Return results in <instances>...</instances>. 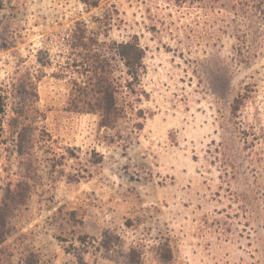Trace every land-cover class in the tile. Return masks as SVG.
Segmentation results:
<instances>
[{
    "label": "rangeland",
    "instance_id": "1",
    "mask_svg": "<svg viewBox=\"0 0 264 264\" xmlns=\"http://www.w3.org/2000/svg\"><path fill=\"white\" fill-rule=\"evenodd\" d=\"M0 1V86L31 78L44 116L31 196L6 244L12 264L26 256L32 264H123L131 249L138 264H263L264 211L235 200L237 187L253 181L250 170L240 167L231 179L221 162L240 161L214 152L229 103L246 85L243 119L264 124L259 15L247 28L230 0L206 7L102 0L91 9L79 0ZM77 21L97 26L101 42L136 36L144 49L131 96L141 113L121 122L122 137L100 128L96 115L66 110L73 76L66 43ZM245 33L255 54L248 61L237 53ZM10 117L8 106L0 115V186L18 173L6 144ZM255 181L264 189V159Z\"/></svg>",
    "mask_w": 264,
    "mask_h": 264
},
{
    "label": "trees",
    "instance_id": "2",
    "mask_svg": "<svg viewBox=\"0 0 264 264\" xmlns=\"http://www.w3.org/2000/svg\"><path fill=\"white\" fill-rule=\"evenodd\" d=\"M101 1L79 0L88 9L99 7ZM167 1L176 6L195 3L206 7L210 0ZM230 10L235 18L246 21L247 28L252 27L251 16L259 15L257 23L264 24V0H230ZM109 23L110 14L105 13V33ZM99 36L98 27L91 28L84 21L75 22L71 30L66 45L73 76L69 78L70 90L66 110L72 113L96 115L98 126L105 130L116 131L119 138L122 137L121 122L132 121L133 117L129 116L130 113L136 117L141 113L140 110L134 112L135 100L131 99V96L135 94L136 86L139 85V73L145 52L136 36L120 43L106 39L105 42H101ZM243 38L244 41H239L237 53L241 58L244 57L242 58L244 61H248L251 57H255V54L249 52L245 41L247 33ZM39 62L42 66L49 63L41 60ZM251 92L252 86L246 85L242 92H237L232 97L228 106V117L221 128V142L215 147L214 152L221 155L224 160L234 155V161H240L239 165L234 162L231 164L221 162L224 168L229 167L232 170L231 179L239 175L236 169L245 165L248 167L253 181L246 188L237 187L242 190L238 189L235 192V200L238 204L249 206L251 210L264 211V189L255 181L257 170L264 159V124L258 117L252 121L244 120L241 114ZM122 94H125L124 99L121 97ZM36 102L37 94L31 78L26 83L18 81L10 82L6 87L0 86V115L5 116L8 106L11 112L7 123L6 144L18 159L16 178L9 179L0 186V264H12L6 251L7 241L16 230L12 221L18 212L26 208L31 196L33 185L29 179V172L35 171L31 159L35 151V136L39 135L38 124L44 119L43 114L36 107ZM131 127L132 130H140L141 124L135 123ZM0 128L4 133L2 125ZM237 144L242 146L239 151L236 149ZM246 150L247 154H243ZM237 183L238 181L235 184L239 185ZM135 253L131 249L128 260L123 264H138ZM20 259L19 264H32V260L27 256Z\"/></svg>",
    "mask_w": 264,
    "mask_h": 264
}]
</instances>
